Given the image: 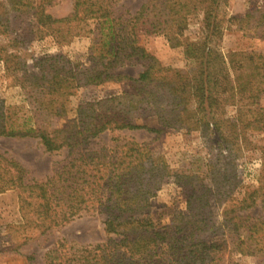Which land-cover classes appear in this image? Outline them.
I'll return each mask as SVG.
<instances>
[{
    "label": "trees",
    "instance_id": "trees-1",
    "mask_svg": "<svg viewBox=\"0 0 264 264\" xmlns=\"http://www.w3.org/2000/svg\"><path fill=\"white\" fill-rule=\"evenodd\" d=\"M61 1L0 0V63L6 87L17 89L22 99L8 105L0 93V140H36L46 154L67 153L37 180L0 152V195L16 191L20 215L8 231L25 245L75 219L102 215L103 241L76 246L60 240L45 251L43 264L264 261V144L251 141L264 134V51L223 54L217 48L224 32L240 30L251 19L264 34V8L252 7L239 18L223 10L226 0H141L134 10L122 9L124 0H68L70 13L54 17L48 9ZM199 14L201 37L195 41L186 32ZM25 17L35 23L37 39L50 37L58 47L93 36L88 64L63 54L28 64L26 39L13 27ZM140 35L162 36L180 50L184 66L163 65L141 45ZM132 61L142 62L136 76L119 70ZM108 82H126L130 92L78 105L67 118L68 99L77 89ZM149 117L157 128L136 123ZM60 118H67L65 124L54 128L52 120ZM165 129L197 132L215 142L204 177L170 167L148 144L119 137L99 143L108 133L159 135ZM254 146L260 170L241 191L233 166ZM168 178L187 187L185 208L158 227L148 215L149 201ZM257 207L262 214L253 216Z\"/></svg>",
    "mask_w": 264,
    "mask_h": 264
},
{
    "label": "rangeland",
    "instance_id": "rangeland-1",
    "mask_svg": "<svg viewBox=\"0 0 264 264\" xmlns=\"http://www.w3.org/2000/svg\"><path fill=\"white\" fill-rule=\"evenodd\" d=\"M141 0H124L122 9L134 10ZM252 7L264 8V0H226L223 10L231 16L243 17L245 12ZM71 11V3L68 0L61 1L50 7L48 12L54 17L65 16ZM201 15L192 18L187 28L186 35L191 40L201 37L200 20ZM16 33L26 39L23 50L27 56L28 64L31 60L55 54H63L70 60L87 65L88 49L93 36H80L74 38L70 44L58 47L52 38L35 37V23L28 17L13 26ZM256 23L251 19L246 22L242 29L226 31L222 34L217 45L223 54L238 51H264V34L258 29ZM261 30V29H260ZM139 42L163 65L183 67L185 61L180 50L170 48L162 36L140 35ZM121 72L136 76L142 70V62H131L119 69ZM4 80L3 66L0 63V93L5 98L6 104L20 103L21 95L15 88H7ZM130 87L126 82H108L97 86H84L77 89L68 99L67 118L71 117L78 105L96 102L111 96L129 93ZM264 106V94L260 101ZM231 114V113H230ZM67 118L54 119L51 125L61 127ZM136 123L145 124L150 128H157L155 118L138 120ZM114 137L132 139L138 143L148 144L154 155L164 157L168 165L174 169H189L204 177L206 172L205 162L216 154L210 147L215 143L211 139L203 138L197 132H185L184 130L165 129L159 135L146 131H123L104 134L100 139V145H108ZM253 144L261 146L264 144V134L254 135L251 138ZM255 149H245L236 159L233 169L241 191L254 182V177L260 170V153ZM0 152H5L10 158L17 160L30 174V177L41 180L51 173L66 158V151L62 150L53 154H46L36 140H0ZM238 193V192H237ZM240 194V193H238ZM187 195V187L176 185L172 178L165 179L162 189L149 201L148 215L151 216L158 227L170 224L175 212L183 211ZM215 220H219L220 208L212 205ZM260 213V208L253 212V216ZM20 223L18 212L17 192L9 191L0 195V264H43L42 256L45 251L60 240L76 246L96 244L104 240L103 217L100 214L86 215L75 219L70 224L58 231H52L45 239L38 238L25 245L20 244V236L13 230L6 228L8 225ZM31 256L32 260H27ZM236 264H264V261L254 257H240Z\"/></svg>",
    "mask_w": 264,
    "mask_h": 264
}]
</instances>
